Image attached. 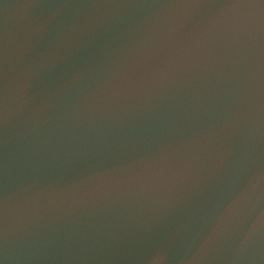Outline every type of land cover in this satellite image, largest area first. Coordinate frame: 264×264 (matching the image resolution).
Masks as SVG:
<instances>
[{
  "label": "water",
  "instance_id": "1",
  "mask_svg": "<svg viewBox=\"0 0 264 264\" xmlns=\"http://www.w3.org/2000/svg\"><path fill=\"white\" fill-rule=\"evenodd\" d=\"M218 11L0 0L2 264H264V36Z\"/></svg>",
  "mask_w": 264,
  "mask_h": 264
},
{
  "label": "snow or ice",
  "instance_id": "2",
  "mask_svg": "<svg viewBox=\"0 0 264 264\" xmlns=\"http://www.w3.org/2000/svg\"><path fill=\"white\" fill-rule=\"evenodd\" d=\"M228 3L236 9L235 13L225 16L222 12L218 11L215 14V17L220 19L222 30L238 33L259 31L264 36V0H228ZM62 52L63 50L54 52L48 59V66L54 65L62 55ZM0 56H2V52H0ZM9 109L8 101L0 98V125L5 123ZM161 255L155 256L157 259L153 261V264H162L158 259Z\"/></svg>",
  "mask_w": 264,
  "mask_h": 264
}]
</instances>
